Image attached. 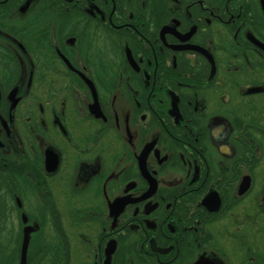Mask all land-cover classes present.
I'll use <instances>...</instances> for the list:
<instances>
[{"label":"flooded vegetation","instance_id":"af4514ba","mask_svg":"<svg viewBox=\"0 0 264 264\" xmlns=\"http://www.w3.org/2000/svg\"><path fill=\"white\" fill-rule=\"evenodd\" d=\"M0 264H264V0H0Z\"/></svg>","mask_w":264,"mask_h":264}]
</instances>
